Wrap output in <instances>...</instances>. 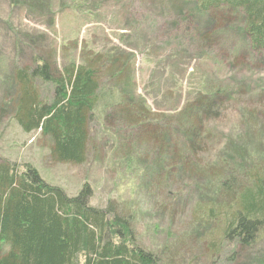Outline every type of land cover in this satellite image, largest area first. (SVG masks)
I'll list each match as a JSON object with an SVG mask.
<instances>
[{
	"label": "rangeland",
	"instance_id": "374dc122",
	"mask_svg": "<svg viewBox=\"0 0 264 264\" xmlns=\"http://www.w3.org/2000/svg\"><path fill=\"white\" fill-rule=\"evenodd\" d=\"M245 27L241 11L195 0H0V165H30L68 196L89 186L161 264H264V238L224 236L238 201L224 180L264 175V51ZM35 59L98 71L82 164L55 161L51 137L16 121L15 69ZM39 88L50 103L55 86Z\"/></svg>",
	"mask_w": 264,
	"mask_h": 264
},
{
	"label": "trees",
	"instance_id": "16d2710c",
	"mask_svg": "<svg viewBox=\"0 0 264 264\" xmlns=\"http://www.w3.org/2000/svg\"><path fill=\"white\" fill-rule=\"evenodd\" d=\"M195 1L201 11H241L251 46L264 51V0ZM35 60L36 67L15 69L20 85L16 121L27 133L41 130L51 137L55 161L82 164L100 90L98 71L71 63L59 74L46 59ZM40 83L55 86L50 103L41 99ZM123 114L119 116L127 125L136 122L134 115ZM25 166L22 170L7 161L0 165V264H161L154 253L137 244L129 218L111 205L91 204L89 186L68 196L45 182L32 166ZM261 175H252L248 187L239 184L237 175L221 185L225 195L236 194L238 200L226 215L225 239L245 249L264 238Z\"/></svg>",
	"mask_w": 264,
	"mask_h": 264
}]
</instances>
